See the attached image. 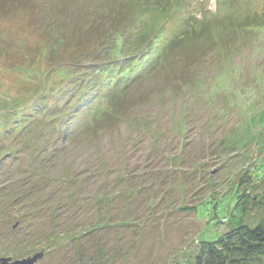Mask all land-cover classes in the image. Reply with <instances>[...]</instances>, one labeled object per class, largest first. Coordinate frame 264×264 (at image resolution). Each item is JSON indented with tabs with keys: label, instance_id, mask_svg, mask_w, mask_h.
Returning <instances> with one entry per match:
<instances>
[{
	"label": "rangeland",
	"instance_id": "rangeland-1",
	"mask_svg": "<svg viewBox=\"0 0 264 264\" xmlns=\"http://www.w3.org/2000/svg\"><path fill=\"white\" fill-rule=\"evenodd\" d=\"M118 6L164 59L105 60L108 40L88 50L87 38L48 56L37 21L71 31L74 11ZM117 86L136 103L91 132ZM262 167L264 0H29L0 12V257L195 264L200 242L264 215ZM253 172L239 203L236 183Z\"/></svg>",
	"mask_w": 264,
	"mask_h": 264
},
{
	"label": "trees",
	"instance_id": "trees-1",
	"mask_svg": "<svg viewBox=\"0 0 264 264\" xmlns=\"http://www.w3.org/2000/svg\"><path fill=\"white\" fill-rule=\"evenodd\" d=\"M23 3L29 4V0H0V12L3 10L4 6L6 13L8 9L18 5H23ZM1 5H3V7ZM118 8L120 10H115L112 12L103 9L102 12L96 15L92 12L74 11L72 14L76 15L79 21L73 25L71 31L59 29L57 32H55V29L50 24H45L43 27V23L37 21L40 33L41 31L43 32V37L46 40L47 48L52 50L49 51L46 48L48 50V56H54L55 52H59L66 47L69 48V43H73L74 46H78L79 44L87 45L88 42L86 43L83 40L87 38V41H92L93 43L88 50H91L92 47H99L98 45L105 42V40H108L111 47L107 49L106 56L104 52L101 55L102 59L105 60H107L106 58L109 55H111V60H113L122 53L138 55V58L142 54H146L149 49L152 50V52H156V56L159 60L164 59L166 55V51L164 49L153 50L152 45H149L150 47L147 49L143 48L144 46L142 45V42H146L147 45L149 42H151V40H153V34L149 37H146V40L145 36L143 35L133 39L130 26H128L127 23L122 19L123 8L122 6H118ZM73 10V7L71 8L66 5L62 6V12L65 14ZM31 11H35V9L32 8ZM70 19L71 17L66 18L65 16L64 23L70 22ZM56 23H59L58 20H56ZM89 53H92V51ZM11 56V53H8L6 50L5 58L10 60ZM86 58H89V55H87ZM177 59L178 58H175V61H177ZM177 63L176 68H173V70L181 69L179 66L180 62L177 61ZM150 66L147 67V69H150L147 70L146 74L153 71V68L157 65L152 68ZM130 69L131 66L128 69L123 70L113 67L111 70L112 72L117 71L118 75L116 74V77L119 79L113 76L109 78V80H111L112 83L116 81L119 82L121 77L127 76V74H129L128 71ZM103 76L104 75H102V77ZM113 88L115 89V93L113 92V96L109 98L110 109L105 110L100 117L101 120H96L94 125L91 126V130H93L91 132H96L101 124H104L106 127L117 124L121 118L128 115L129 110L136 103V98L134 97L137 95L130 93V96H128V94L125 93L127 90L121 92L117 89L118 86ZM58 124L59 123L55 125V128L60 130L62 127ZM262 168L263 169L260 171L263 174L264 167ZM255 169L256 171L258 170L256 166ZM256 174V172H253L252 175L251 173H246L243 175L244 178L242 177L240 181L236 183L235 187L238 190L237 197L239 200H241L239 203H245L246 198L249 196L245 192V188L240 190V186L245 184L246 178L250 176H256ZM258 176L259 175H257V177ZM251 199H253V197H251ZM241 208L243 211L244 207L242 206ZM199 244L200 245L195 256V264H264V215L255 225H250L246 222H239L237 225L225 229L217 238L209 241H202Z\"/></svg>",
	"mask_w": 264,
	"mask_h": 264
},
{
	"label": "water",
	"instance_id": "water-1",
	"mask_svg": "<svg viewBox=\"0 0 264 264\" xmlns=\"http://www.w3.org/2000/svg\"><path fill=\"white\" fill-rule=\"evenodd\" d=\"M43 251L34 253L32 256L26 258L10 260V257H0V264H34L35 261L41 258Z\"/></svg>",
	"mask_w": 264,
	"mask_h": 264
}]
</instances>
